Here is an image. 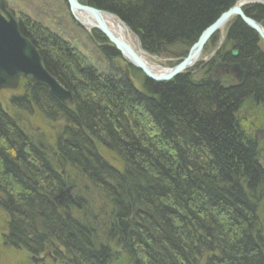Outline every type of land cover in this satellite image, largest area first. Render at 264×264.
Returning <instances> with one entry per match:
<instances>
[{
  "label": "trees",
  "instance_id": "1",
  "mask_svg": "<svg viewBox=\"0 0 264 264\" xmlns=\"http://www.w3.org/2000/svg\"><path fill=\"white\" fill-rule=\"evenodd\" d=\"M236 1L79 0L115 15L154 56H169L175 46L185 54ZM244 11L264 27V6ZM19 28L47 71L68 83L74 105L62 107L31 84L10 98L7 107L15 111L32 109L45 121L63 122L50 148L27 135L0 103V210L11 246L36 253L50 235L70 264H113L120 257L107 244L115 239L114 248L127 259L122 264H264L258 216L264 169L258 142L237 118L251 102L264 119V52L255 32L238 18L226 27L237 57L229 52L219 58L245 70L239 86L190 74L155 83L128 65L138 90L120 70L106 75L88 65L48 28L25 17ZM91 34L103 59L121 60L99 32ZM98 147L119 165L108 163ZM78 179L105 198L103 221L86 209L87 185L75 198L65 192L63 186Z\"/></svg>",
  "mask_w": 264,
  "mask_h": 264
},
{
  "label": "rangeland",
  "instance_id": "2",
  "mask_svg": "<svg viewBox=\"0 0 264 264\" xmlns=\"http://www.w3.org/2000/svg\"><path fill=\"white\" fill-rule=\"evenodd\" d=\"M5 3L7 5L6 7L14 13L16 18L22 16L42 25L45 28H48L51 31L54 30L52 32H62L64 36H66V38L71 41L72 44H75L77 51L86 59V63H88V65L90 66H93L95 69H98V71L102 72V74H109L111 69L114 67L115 69L120 70L119 72L123 74L136 89H140L137 79L131 75V71L127 67L129 64L126 63L124 59L109 62L108 60L100 57L96 45L87 38V34L84 29L79 28L71 19L65 0H5ZM249 6L254 5H248V7ZM229 23L230 22L227 23L226 27ZM215 35L216 38L214 42L212 44H209L211 38ZM257 36L259 38L258 47L264 52V43L260 41L261 38L258 34ZM212 37L205 44V52H201L197 64L185 71L183 74H190L191 77L197 81L203 80L204 78H210L211 81L220 84L225 88H232L241 85L242 82H238L235 70L223 67L222 62H220L221 59L217 58V55L219 54L221 56L234 50L233 45L227 43L225 40V30L223 28L220 29ZM132 41L135 43L134 39H132ZM169 50L170 55L166 58L151 57L147 55L149 57V61L152 62L155 66L168 68L167 66L176 64V62L186 57L188 53L187 51L184 54V47L181 48L175 46ZM212 58L216 59L215 61L217 65L219 66L220 64L221 68H219V71H215V74L208 75L209 77H204V75L202 74L205 73L207 66H212ZM110 66L112 67L110 68ZM172 80L173 79L169 81ZM27 84L31 83L20 81L18 87L14 90H1L0 103L3 105V107H7L10 98L23 95V93H25V85ZM254 106L255 104L250 102L249 104L241 108L237 112V118L240 122V127L242 128L246 136L258 142L260 149V163L264 169V119L259 115V113H257V111L259 110H253ZM7 109L9 110V113L12 115L14 120L18 122V125L21 126V128L26 132L27 135L39 140L42 139L41 141H46L44 142L45 145L52 148L53 138L58 134L62 126H64L63 122L51 123L45 121L44 118L36 112V110L34 111L32 109H30L31 112L28 114L21 113V111L19 112L18 110L15 111L11 107H7ZM34 143L39 144L38 141H35ZM98 152L105 160L108 161V163L116 167L119 165L118 159L113 154H110L107 151L103 150L102 147H98ZM62 175L67 176V178L70 180L74 179L71 172L67 171V173H63L62 171ZM80 186L81 185L79 179L78 181H76V183L73 182L72 185H69V187H71L69 189V193L72 195L71 197H75V195L79 193L78 190H83L84 186ZM87 187V190H89V195H87L89 199H85L86 203H88L87 209L94 215L99 214V212H101V209L105 208L102 203L103 201L92 191V189L89 188V185H87ZM259 206L258 216L264 226V193L262 194V201L260 202ZM99 220L101 221L102 219L99 218ZM7 226L8 219L3 210H0V264H34V262H32L26 255V253L20 250L21 248L12 247L13 245L11 246V244L8 242V238H6ZM101 233L102 232H100V236ZM114 240L115 239H113V241L111 240V242L109 241V243L107 244L108 246H110V248L113 249V252L116 253L118 257H120L116 259L113 264H122L124 262H127V259H125L124 255L121 254L122 252L120 248H114ZM58 249H60L62 254L64 253V255H67L65 251L62 250V248ZM67 260L70 264L68 257ZM44 264H50V261H46Z\"/></svg>",
  "mask_w": 264,
  "mask_h": 264
},
{
  "label": "water",
  "instance_id": "3",
  "mask_svg": "<svg viewBox=\"0 0 264 264\" xmlns=\"http://www.w3.org/2000/svg\"><path fill=\"white\" fill-rule=\"evenodd\" d=\"M65 3L71 16L76 12L89 14L97 24L93 29H97L103 34L104 38L119 52L122 58L128 57L129 61L127 63L129 65L154 82L169 81L183 74L192 65L194 66L193 61L201 54L204 45L217 31L225 27L233 16L240 19L244 25L253 30L264 41V28L243 11V7L247 5L257 4L264 6V1L241 0L222 13L199 35L197 41L190 47L186 57L181 62L170 68L164 76H156L147 64L131 52L124 43L115 38L106 26L101 23L102 15H111L121 22L120 19L109 12L83 5L78 0H65ZM0 11L3 13H0V91L14 90L18 87L20 80H24L46 88L49 95L57 103L63 106L72 105L74 100L68 84L64 81L58 82L47 72L35 47L20 34L15 20L6 10L5 0H0ZM231 56L236 58L237 52H232ZM223 67L235 70L236 73L238 72V82H243L246 73L238 63L223 64Z\"/></svg>",
  "mask_w": 264,
  "mask_h": 264
},
{
  "label": "bare ground",
  "instance_id": "4",
  "mask_svg": "<svg viewBox=\"0 0 264 264\" xmlns=\"http://www.w3.org/2000/svg\"><path fill=\"white\" fill-rule=\"evenodd\" d=\"M79 2V1H78ZM238 2H240V1H236L235 2V4H237ZM7 6V5H6ZM262 6V5H261ZM232 7V6H231ZM230 7V8H231ZM246 7H248V5L247 6H245V7H243V11H244V8H246ZM6 10L11 14V16L13 17V19L15 20V22H16V24H17V26H18V29H19V32H20V28H19V23L21 22V17H18V18H16V16L14 15V13L12 12V11H10L9 9H7V7H6ZM228 10V9H227ZM226 10V11H227ZM225 11V12H226ZM68 12H69V10H68ZM224 13V12H223ZM244 13H245V11H244ZM222 14V13H221ZM220 14V15H221ZM69 15H70V17H71V19L76 23V25L79 27V28H82V29H84V31L86 32V36H87V38L90 40V41H93L92 39H93V37H92V39H91V33H92V31H97V32H99L97 29H93L95 26H97V24H96V22L92 19V17L91 16H89V14H86V13H83V12H76L73 16H71V14H70V12H69ZM219 15V16H220ZM218 16V17H219ZM217 17V18H218ZM233 18H237V17H231V20L233 19ZM101 23H103V25L104 26H106V28L109 30V32L115 37V38H117L118 40H120L122 43H124L127 47H128V49H130V51L131 52H133L136 56H138L145 64H147V66L153 71V73L154 74H156V76H164L166 73H167V71H169V69L170 68H172L173 66H175V65H177L179 62H181V60L182 59H184V58H182L180 61H178L176 64H174V65H172V66H167L168 68H161V67H159V66H155L152 62H150L149 61V57L148 56H151V57H162V58H166V57H169L168 55H160V56H154V55H150L149 53H147L146 51H144L143 50V48H142V45H141V42H140V40H139V38L137 37V35L136 34H134L130 29H129V27H127L121 20V22H119L115 17H113V16H111V15H102V17H101ZM230 20V21H231ZM259 25L260 26H262L263 27V25L261 24V23H259ZM40 26H42V25H40ZM210 26V25H209ZM208 26V27H209ZM226 27V26H225ZM225 27H223V29L225 30V40H226V29H225ZM264 28V27H263ZM51 33H53L52 31H54V30H49ZM100 33V32H99ZM20 34H21V32H20ZM53 34H56L58 37H61V38H63V41L64 42H67V44H69V46H72L73 48H75L76 50H77V48H76V46H75V44L73 43H71V41L70 40H68L67 38H66V36H64V34L61 32H54ZM101 34V33H100ZM22 35V34H21ZM102 36H103V34H101ZM23 36V35H22ZM133 38H132V37ZM104 37V36H103ZM23 38H26L27 40H29L30 41V39L29 38H27V37H25V36H23ZM132 39H134V41H135V43L132 41ZM198 39V38H197ZM107 41V40H106ZM197 41V40H196ZM260 41H262L263 43H264V41L262 40V39H260ZM108 42V41H107ZM30 43L32 44V42L30 41ZM108 44L109 45H111L109 42H108ZM194 44V43H193ZM192 44V45H193ZM33 45V44H32ZM191 45V46H192ZM112 46V45H111ZM33 47H34V45H33ZM204 47H206L205 45H204ZM204 47H203V49H202V52L204 51ZM112 48H114L113 46H112ZM36 49V48H35ZM37 50V49H36ZM114 50L119 54V52L114 48ZM98 51V53H99V50H97ZM235 50H232L231 52H230V55H231V53L232 52H234ZM38 52V51H37ZM205 52V51H204ZM203 52V53H204ZM235 52H237V51H235ZM127 54V53H126ZM219 54V53H218ZM40 55V54H39ZM120 55V54H119ZM148 55V56H147ZM201 55V54H200ZM200 55H198V57H197V59L195 60V61H193V63L196 65L197 64V62L199 61V58H200ZM219 56H220V54L219 55H217V58H219ZM40 57H41V55H40ZM101 57V56H100ZM121 57V56H120ZM232 57V56H231ZM232 58H234V57H232ZM41 59H42V57H41ZM122 59H124L125 61H126V63L129 61V58L128 57H121V60ZM216 59L215 58H212L211 59V64H212V66H207V68H206V70H205V73L204 74H202V75H204V77H209L208 75H212V74H215L214 72L215 71H219V68H221L220 67V64H219V66L217 65V63H216V61H215ZM42 61H43V59H42ZM218 62V61H217ZM220 62H222V64H227V65H231V64H233V63H225V62H223V61H220ZM237 63V62H236ZM239 64V63H238ZM43 65L45 66V64H44V61H43ZM194 65V66H195ZM240 65V64H239ZM192 67H193V65H192ZM242 68V67H241ZM45 69H46V67H45ZM243 69V68H242ZM47 70V69H46ZM244 70V69H243ZM245 71V70H244ZM48 72V71H47ZM49 73V72H48ZM238 73V72H237ZM236 73V74H237ZM246 73V72H245ZM50 74V73H49ZM51 75V74H50ZM54 79H56L58 82H60V81H64L65 83H67L65 80H63V79H58V78H56V77H54L53 75H51ZM144 76V75H143ZM245 76H246V74H245ZM145 77V76H144ZM239 76L237 75V78H238ZM146 78V77H145ZM147 79V78H146ZM175 79V78H174ZM244 79H245V77L243 78V81H244ZM148 80H150V79H148ZM207 80H210V78H204L203 80H200V81H207ZM20 81H24V80H20ZM150 81H152V80H150ZM199 81V82H200ZM152 82H154V81H152ZM167 82V81H166ZM155 83H161V82H155ZM243 83V82H242ZM241 83V84H242ZM68 84V83H67ZM32 85H34V84H32ZM35 86H38V85H35ZM69 86V85H68ZM42 87V86H41ZM46 89V88H45ZM69 89H70V86H69ZM47 90V89H46ZM71 90V89H70ZM48 92V91H47ZM71 93H72V91H71ZM73 95V94H72ZM53 99V98H52ZM54 100V99H53ZM73 100H74V97H73ZM55 101V100H54ZM59 104V103H58ZM59 105H61V104H59ZM74 105V101H73V104L72 105H70V106H63V105H61L62 107H65V108H71L72 106ZM257 108H258V110L260 111V108H259V106H257ZM257 111V110H256ZM44 139V138H43ZM44 141V140H43ZM96 145V144H95ZM97 147V146H96ZM98 149V148H97ZM118 163V162H117ZM80 180V185L82 186V185H89L88 184V182L86 181V180H84V179H79ZM78 183V182H77ZM73 183H67L66 185H64L63 187H64V190H65V192H67V194L71 197L72 195L69 193V189L71 188V187H69V185H72ZM79 186V185H78ZM80 186V187H81ZM79 188V187H78ZM82 190V189H81ZM93 192H94V190H92ZM83 193L84 194H82L83 196H85V197H83V201H84V203H85V205H86V209L88 208V203H86V201H85V199H89L88 197H87V195H89V192H84L83 191ZM95 193V192H94ZM97 196H100L99 195V193H97L96 194ZM72 198H75V197H72ZM99 198H101L102 199V203H103V206L105 207L106 206V204H105V198L103 199L102 197H99ZM99 218L100 219H102L101 221H103L105 218H104V216L102 215V214H99ZM8 227V226H7ZM9 238L10 239V237H9V230L7 229V233H6V238ZM48 238V239H47ZM50 239V240H49ZM54 238L52 237V236H50V235H46L45 237H44V239L43 240H41V243H40V247H39V252H36V253H33V250L30 248V247H28V246H23V245H19V246H21L20 248V250L21 251H24V253H26V255L30 258V260L32 261V262H34V264H44L46 261H50V264L52 263V264H69V262H68V260H67V255H64V253L62 254V252L60 251V249H58L59 248V246H58V243H55L54 244V242L52 241ZM8 242L11 244V242H10V240H8ZM13 247H16V246H14L13 245ZM23 247V248H22ZM19 248V247H18Z\"/></svg>",
  "mask_w": 264,
  "mask_h": 264
},
{
  "label": "flooded vegetation",
  "instance_id": "5",
  "mask_svg": "<svg viewBox=\"0 0 264 264\" xmlns=\"http://www.w3.org/2000/svg\"><path fill=\"white\" fill-rule=\"evenodd\" d=\"M8 9V8H7ZM256 109H258V108H256ZM253 110H254V108H253Z\"/></svg>",
  "mask_w": 264,
  "mask_h": 264
}]
</instances>
